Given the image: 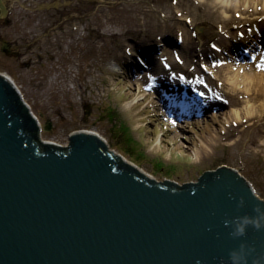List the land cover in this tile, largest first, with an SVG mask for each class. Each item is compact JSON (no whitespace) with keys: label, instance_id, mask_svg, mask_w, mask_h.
<instances>
[{"label":"water","instance_id":"1","mask_svg":"<svg viewBox=\"0 0 264 264\" xmlns=\"http://www.w3.org/2000/svg\"><path fill=\"white\" fill-rule=\"evenodd\" d=\"M196 27L184 57H161L166 44L184 41L180 30L137 41L143 52L131 53L179 100L195 89L231 95L220 56L240 46L248 27L224 38L216 27L209 40ZM41 131L21 91L0 74V264H231L228 253L241 243L252 249L244 264L264 254V229L229 235L236 218L264 213V198L237 169L219 166L181 184L155 178L98 133L73 132L62 145Z\"/></svg>","mask_w":264,"mask_h":264},{"label":"rangeland","instance_id":"2","mask_svg":"<svg viewBox=\"0 0 264 264\" xmlns=\"http://www.w3.org/2000/svg\"><path fill=\"white\" fill-rule=\"evenodd\" d=\"M216 1L12 0L9 17L0 20V74L20 89L41 120L45 140L66 145L73 132H95L129 160L137 162L138 154L139 166L155 178L181 184L230 166L264 198V113L259 127L251 118L237 121L233 107L244 106L248 97L234 88L221 108L175 117L153 86V73L131 53L133 47L142 53L144 44L137 41L144 38L178 30L191 37L196 26L207 40L216 27L224 38L222 32L245 31L264 13L261 2L245 8L244 0H231L238 6L226 17ZM2 40L11 41L14 52L3 51ZM225 58L224 78L234 71L241 78L264 71V59L239 66L243 59ZM119 127H126L121 136ZM129 137L130 154L123 148Z\"/></svg>","mask_w":264,"mask_h":264},{"label":"bare ground","instance_id":"3","mask_svg":"<svg viewBox=\"0 0 264 264\" xmlns=\"http://www.w3.org/2000/svg\"><path fill=\"white\" fill-rule=\"evenodd\" d=\"M216 2L220 3V5L223 6V8L225 9L224 14L226 15V17H230L231 15L229 14V12L233 8L238 6V1L234 3L231 0H217ZM259 2H261V7L264 9V0H244L243 6L245 8H248L249 6L257 7L259 5L258 4ZM263 14L264 13H262L261 15ZM255 21H257V19ZM257 27H259L258 30L260 31V33L259 31H257L255 34H252V36L249 37L247 36V39H249L248 43H242L243 41L240 38L242 41L240 46L236 44L235 45L236 48H231L229 49V51L234 52L237 55L236 57L240 59H246L250 55H252L250 57H253L254 59H258V58L264 59V43L262 42L264 40L263 35L258 36L259 34L264 32V27L262 23H258ZM257 39L259 40L256 41ZM191 40L192 38L189 37L188 34H186V36H184V41L180 45L171 46L166 44V46L163 48L165 52L162 54L161 57H163V55H165L166 52H167L166 54L169 53L168 54L169 56L184 57L185 55H187V52L190 51L191 49L190 47L193 44ZM170 41L172 40L169 39L168 42ZM254 41L256 42L254 43ZM224 49H221V51H223ZM141 51L143 52V49ZM191 57H195V56L192 55ZM194 61L195 60H191V62ZM219 62L221 63L220 67H222L226 62L225 57L221 55ZM257 63L258 62L256 61L255 63L256 67H257ZM133 64L136 65L134 62ZM247 64L248 62H243V61L239 62V66H246ZM160 65H161V61H158L157 67H155V69L153 70L156 74L157 73L160 74ZM134 68H137V66L132 68L133 71L136 70ZM231 68L233 69L232 66L229 67L230 70ZM147 71H149V69H147ZM242 78L240 77L239 73L236 71L232 73L229 72V78L227 77L224 78L228 86L229 92H231V89L233 91L235 88L236 91L238 90V92L240 91L243 95L248 97L244 106L233 107V112L237 118V121L239 122L242 121L241 117H245L244 119L251 118L252 120H254L255 127H259L262 121L261 119L263 118L261 116L264 113V71L254 73L251 76H245L243 79ZM227 82L230 83L231 87L228 85ZM160 84L159 86H157V82H156L153 84V86L159 90V93L161 95V101L163 102L164 107L168 110L170 114L173 115L177 114L176 115L177 117L185 114L186 112L204 113L209 111V109L212 107L221 108L222 107L221 105H223V103H225L228 100V98L221 99L222 98L221 96L217 97V96L204 95L205 93L203 91H200L199 93H195L196 89L194 91L191 88L194 91V93L190 92V94L188 95V99L185 100L184 102H181L179 98L174 97L173 92L172 95H169V88H170L169 84H164V83L162 85ZM207 87L209 88L207 91L213 93L211 86L207 84ZM262 143H264V141Z\"/></svg>","mask_w":264,"mask_h":264},{"label":"clouds","instance_id":"4","mask_svg":"<svg viewBox=\"0 0 264 264\" xmlns=\"http://www.w3.org/2000/svg\"><path fill=\"white\" fill-rule=\"evenodd\" d=\"M243 205V198L240 199L238 206ZM253 211H258L257 209H253ZM237 220L241 221L240 224L229 233V235L233 239H238L246 235V228L248 226L253 227L255 230L259 231L264 229V213H258L257 217L249 218L239 217L236 218ZM225 227L230 226V221H224ZM252 249L244 243H241L238 248L231 249L228 253V258L231 261V264H244L247 260L248 256L251 254ZM253 264H264V254H260L253 258Z\"/></svg>","mask_w":264,"mask_h":264},{"label":"flooded vegetation","instance_id":"5","mask_svg":"<svg viewBox=\"0 0 264 264\" xmlns=\"http://www.w3.org/2000/svg\"><path fill=\"white\" fill-rule=\"evenodd\" d=\"M11 1L12 0H0V20H5L9 17V14L11 13V9H12ZM1 6H3L4 10H2ZM5 42L10 43V46L8 47L9 51L7 54H11L12 52H14L12 47L13 43L9 40H2L1 44L3 45Z\"/></svg>","mask_w":264,"mask_h":264},{"label":"trees","instance_id":"6","mask_svg":"<svg viewBox=\"0 0 264 264\" xmlns=\"http://www.w3.org/2000/svg\"><path fill=\"white\" fill-rule=\"evenodd\" d=\"M126 129V127H119V131L120 133L118 134V136H121L122 132ZM133 138L132 137H129L126 139L125 143H124V150H125V153H132L134 152L133 150V147H132V142H133ZM135 158V157H134ZM135 160L137 161L136 163H138L140 161V157L139 155L137 154V157L135 158ZM139 164V163H138ZM158 169L162 170L163 169V166H159Z\"/></svg>","mask_w":264,"mask_h":264}]
</instances>
